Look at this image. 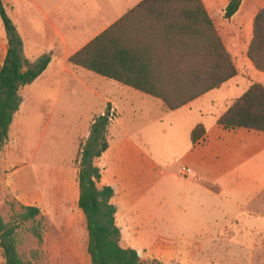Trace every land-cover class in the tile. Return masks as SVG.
Returning <instances> with one entry per match:
<instances>
[{"label": "rangeland", "instance_id": "obj_1", "mask_svg": "<svg viewBox=\"0 0 264 264\" xmlns=\"http://www.w3.org/2000/svg\"><path fill=\"white\" fill-rule=\"evenodd\" d=\"M1 25L4 26L2 22ZM62 80H66L63 87ZM70 80L71 76L62 72L58 62L36 83L21 90L22 102L15 118L16 133L10 131L12 142L9 140L0 151V172H4L2 166H7L10 156L11 168L6 169V176L11 173L13 178V189L8 196L4 195L0 179V215L6 222L13 223L17 213L23 211V205L41 209L37 220L43 243L33 235L32 222L21 224L18 230V246L26 264L34 263V251L41 264H92L88 253L87 220L79 206V172L81 151L91 133L88 116L91 111L98 112L99 100L94 96L91 99L90 93ZM151 115L145 111L137 125L148 126L153 122ZM116 118L117 114L111 124ZM130 135L141 145L146 161L160 159L162 167L171 173H179L188 166L183 157L162 149L160 139L153 134H146V138L140 140L135 139V133ZM109 160L110 156L105 153L96 162L105 175L100 186L110 182L114 187L110 202L117 209L123 247L137 249L144 258L160 257L168 264L172 261L264 264V232L254 231L261 226V221L253 211L234 213V219L228 221L224 231L213 229L216 219L232 209L231 200L227 202L208 195L202 207V203L189 199L192 195L185 192L183 183L176 182L178 178L161 175L157 170L152 172V177L141 179L137 175L134 177L137 189L129 188L126 179L112 171ZM147 184V191L151 190V216L147 220L151 235L146 230L138 198ZM256 202L246 199L242 204L250 209ZM203 224L206 229L201 228ZM148 237L151 242L146 241ZM160 237L178 240L162 246L158 245ZM4 263L0 247V264Z\"/></svg>", "mask_w": 264, "mask_h": 264}, {"label": "crops", "instance_id": "obj_2", "mask_svg": "<svg viewBox=\"0 0 264 264\" xmlns=\"http://www.w3.org/2000/svg\"><path fill=\"white\" fill-rule=\"evenodd\" d=\"M1 1L22 39L23 46L20 51L22 57L32 64L44 58L50 59L43 73L28 85L36 83L49 72L54 63L59 62L62 72L71 76L70 81L79 84L90 93L91 99L94 96L99 100L97 102L99 110L97 113L96 110L91 111L87 124L92 126L95 119L106 112L108 105L115 110L116 121L113 124L110 122L107 129L109 147L102 156L105 153L110 156L112 171L120 178L126 179L127 187L137 189L135 186L137 175L141 179L152 177V172L156 170L161 175H174V179L179 180L176 182L183 183L185 192L192 195L189 199L202 203L200 204L202 207L206 204L208 195L223 198L227 202L231 200L229 203L233 205L232 209L225 211L224 215L216 219V223L212 225L213 229L224 231L228 221L234 219V213L251 210L261 221V226L254 231L263 234L264 131L243 127L226 128L219 123V118L253 83L264 85V71L259 70L248 55L253 39L254 20L264 7V0H243L239 10L231 18L225 16L231 0H202L231 54L237 74L220 87L210 90L176 110L167 109L160 98L138 88L69 62L72 55L144 0ZM1 22L4 25L0 16V71L10 48L7 30ZM65 83L66 80H62V87ZM145 111L151 112L153 122L141 128L137 122ZM15 118L11 130L16 133L18 125ZM199 124L205 127L206 133L198 143L194 144L192 132ZM131 132L135 133V139L139 140L146 138V134H153L155 138L160 139L162 149L168 150L172 155L183 157L188 163V166L183 168H190L192 172L186 175L182 168L179 173H171L162 167L163 162L160 159L157 160L158 162L146 161L141 154V145L134 141ZM10 164L9 156L6 160L7 166H2L4 172H0L5 196L10 195L13 189L11 173L6 176V169L11 168ZM96 164L98 165L97 162ZM188 177H190L189 181H187ZM104 179L102 170L100 185ZM105 185L113 187L110 182ZM148 187L149 185H145L138 198L146 230L151 235L148 231L150 223L147 221L151 216L149 207L151 190L148 192ZM39 193L42 196V193ZM246 199L257 202L253 208L245 209L242 203ZM201 228L206 229V224ZM155 236L159 237V235ZM148 239L150 238L148 237L146 241L151 242ZM174 241L160 237L158 245L173 244Z\"/></svg>", "mask_w": 264, "mask_h": 264}, {"label": "trees", "instance_id": "obj_3", "mask_svg": "<svg viewBox=\"0 0 264 264\" xmlns=\"http://www.w3.org/2000/svg\"><path fill=\"white\" fill-rule=\"evenodd\" d=\"M243 0H231L226 18L239 10ZM0 16L10 42L0 71V151L10 140L19 112L21 90L32 83L50 63L49 58L32 64L20 53L23 42L0 0ZM248 55L264 71V7L254 20ZM69 62L102 76L131 85L160 98L167 109L176 110L220 87L237 74L236 65L202 0H144L81 50ZM110 105L91 126L80 155L79 206L87 220L88 253L92 264H168L157 257H141L134 248L121 245V227L111 186H100L102 170L96 160L108 149L107 129ZM226 128L264 131V85L253 83L220 118ZM202 124L192 132V142L205 135ZM15 222L0 215V247L4 264H26L19 250V228L32 222L31 231L43 243L37 206H22ZM39 262L38 253L32 255ZM170 264H181L172 261Z\"/></svg>", "mask_w": 264, "mask_h": 264}, {"label": "built area", "instance_id": "obj_4", "mask_svg": "<svg viewBox=\"0 0 264 264\" xmlns=\"http://www.w3.org/2000/svg\"><path fill=\"white\" fill-rule=\"evenodd\" d=\"M115 110L113 108H111L110 112H109V118L110 121H112L115 118ZM183 172L188 175L192 172V170L190 168H183Z\"/></svg>", "mask_w": 264, "mask_h": 264}, {"label": "water", "instance_id": "obj_5", "mask_svg": "<svg viewBox=\"0 0 264 264\" xmlns=\"http://www.w3.org/2000/svg\"><path fill=\"white\" fill-rule=\"evenodd\" d=\"M139 255H141V254L139 253Z\"/></svg>", "mask_w": 264, "mask_h": 264}]
</instances>
